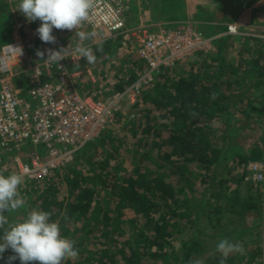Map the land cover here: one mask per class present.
Listing matches in <instances>:
<instances>
[{"label": "trees", "instance_id": "obj_1", "mask_svg": "<svg viewBox=\"0 0 264 264\" xmlns=\"http://www.w3.org/2000/svg\"><path fill=\"white\" fill-rule=\"evenodd\" d=\"M246 4L252 7L253 3L249 0H219V5L223 6L225 20L230 22H234L238 13L249 7L245 6ZM263 7L264 4L254 6L253 18L255 12L258 13ZM7 8L6 4L0 5V11ZM130 25L127 23V26ZM199 29L203 31L201 27ZM226 30L227 28H222L221 31H204L214 35ZM235 37L223 36L215 40L212 44L214 49L206 53L200 63L197 58L204 52L196 54L184 66L161 69L157 73L147 94V99L156 112L146 109L125 116L124 121L131 127L130 130L137 132L135 129L141 128L139 135L149 137L151 143V150L138 152L133 156L131 174L123 171L127 158L125 154H120L119 148L115 146H112L110 151H105L99 160L91 164L89 161L88 168L84 169L83 165L80 167L83 162L88 163L90 152L104 144L101 136L107 129L116 120H122L124 116L119 117L120 110L99 138L85 145L75 154L73 161L61 168H71L63 180L57 179L61 170L59 168L52 171L48 177L36 181H40L43 187L35 189L37 198L29 204L37 206L36 209L51 212L52 221L60 220L63 236L77 241L75 246L79 249V257L75 261L66 260V264H147L144 260L147 255L153 260V264L157 261L163 264H191L193 256L198 257L201 255L199 253L205 250L204 241H208L210 237L237 239L240 235L259 228L260 221L264 219L262 215L257 216V223L249 230H226V226L222 224L225 213L220 207L214 206L213 199L211 200L226 194V187L223 186L226 180H223V177L232 169L243 168L242 176L235 181L237 188L244 181V168L248 162L264 161V135L256 136L257 142H253V145L247 144L244 148L241 142H238V128L235 126L240 119L236 118L235 110L239 109L237 103L242 102L243 94L233 91L235 88L264 91V39L244 36L240 37L239 43L231 46L230 38ZM123 39V35H117L111 40H104L103 52L96 51L99 43L93 45L97 59L117 53V50L123 47ZM234 47L237 48L236 52ZM238 61L246 65L243 74L249 75L252 71L253 75H241L238 76L239 79H235L233 74L240 68L236 64ZM140 63L139 70L147 71L143 60L140 59ZM247 77L251 84L245 81ZM137 78L134 71L129 72L113 87L110 98L125 91ZM240 80L245 81V85L241 84ZM84 90L83 92L91 93L90 89ZM213 92L218 93L216 99L210 98ZM249 103L251 107L253 103ZM250 107L244 111L247 118H252L251 113L257 112L261 121L264 116L263 107L247 113ZM192 112L196 115L192 116ZM155 113H158V116ZM140 114L145 121L156 119L157 124L144 123V119L138 118ZM214 123H220L222 128L215 127ZM161 130L169 131L164 140L159 136ZM222 142L223 148H218ZM145 161L154 165L157 176H153L154 171L146 170L148 163H144ZM193 167L202 172L197 174L190 170ZM172 175L178 177L175 178V183H178L179 188L166 181L165 178L173 177ZM200 177L204 192H194V180ZM206 179L215 183L209 185ZM34 182L29 181L33 185ZM236 188L233 193L240 194L242 190ZM252 189L253 186H248L247 192L252 193ZM102 193L107 198L102 197ZM113 199L116 200L115 207L110 206ZM253 199L249 194L238 199L231 197L233 212L244 215L248 210L257 208ZM181 202L185 205L184 213L181 212ZM239 204L242 208L236 210ZM131 211L135 216L129 221L125 213ZM180 217L190 219L193 226L191 236H184L183 231L185 232L187 226L179 223ZM205 221L211 222L212 228L218 230L213 236H207L203 232ZM127 223V227L131 228L130 238L121 245L117 238L123 234L122 226ZM70 224L72 227L68 229ZM203 228L206 229V226ZM2 234L1 230L0 235ZM255 254L249 253L248 256L242 257L250 263L249 260H254ZM10 255H13L11 249L6 250L0 264H6ZM233 258L228 257L226 261L231 262L230 259ZM12 264H20V261L17 259L12 261ZM258 264H264V260H260Z\"/></svg>", "mask_w": 264, "mask_h": 264}, {"label": "built area", "instance_id": "obj_2", "mask_svg": "<svg viewBox=\"0 0 264 264\" xmlns=\"http://www.w3.org/2000/svg\"><path fill=\"white\" fill-rule=\"evenodd\" d=\"M143 0H97L85 25L88 31L104 30L112 36H130L136 40L137 53L147 65V72L126 92L108 100L78 89L81 73L72 70L64 60L48 63L36 55V42L14 41L0 52V168L5 175L19 173L28 181L42 180L55 169L73 161L85 145L99 138L112 124L130 96L134 101L143 83L161 69L175 68L186 58L209 50L220 37L245 36L237 25H229L221 34L209 35L197 27L157 26L141 23L127 26L130 3ZM155 27V29H154ZM264 39V35L261 36ZM41 51V50H40ZM80 57L72 54L71 63ZM21 69L15 72L16 68ZM32 144L33 151L21 156L23 148ZM59 145L62 148H59ZM43 150L39 151L37 148ZM12 161L7 163V159ZM247 170L255 181L264 180V162H251Z\"/></svg>", "mask_w": 264, "mask_h": 264}, {"label": "rangeland", "instance_id": "obj_3", "mask_svg": "<svg viewBox=\"0 0 264 264\" xmlns=\"http://www.w3.org/2000/svg\"><path fill=\"white\" fill-rule=\"evenodd\" d=\"M170 1L172 0H143L141 2H132L130 3V11L128 13H126L127 18L131 17V16H136V14H138V19L140 18H146L148 20L152 19H159V20H166L167 18H171L172 16L175 15H171L169 13H166V7L168 6V9L171 8V5H173L174 7H176V9H180L182 6L180 4H185V6L191 3H196L199 4L200 6H202L201 8L204 9V13L201 14L202 17L205 18H214L215 14L212 13V10L214 8H216V4L218 6L219 5V0H174L172 1V4L170 3ZM216 3H215V2ZM20 3V0H0V5L1 4H6L8 6L7 9H4L2 11H0V52L2 47L9 45L11 43H13L14 41L17 42H22V43H26L28 41H34L36 42V44L38 45V47L40 48L41 51L46 50V49H53V50H59L61 47L66 48L63 55H64V62L69 66L71 65L72 61H71V56L72 54L76 55L74 49L76 44L78 43H82L84 45H91V47L95 44L101 43L104 40H111L112 38H114L115 36H112V34H109L108 32L104 31V30H99L97 31V37L94 38L91 41H84L81 42L79 41V38L75 35V31H85V32H89V27H87L85 24H83V26L81 28H77L76 30H58V29H53V35L56 37L57 42L55 44H46L44 42H42L38 35L36 34L35 30L40 26L41 21L36 20L34 22H29L28 20H26L25 16L18 11V4ZM215 4V5H214ZM160 5H164L163 9L160 10ZM148 6L150 7V11L148 10ZM215 6V7H214ZM263 9V8H261ZM261 12H258V14L252 18V20H261V18H264L262 15L260 14H264V10H260ZM182 12V11H180ZM180 12H178L180 14V16H182V18L184 17ZM210 12V13H209ZM180 16H176L174 18H176V20L178 19V21L182 20V18H180ZM137 18V17H135ZM151 19V20H152ZM85 23V22H84ZM135 25V24H134ZM133 26V25H132ZM155 32H158L159 30H154ZM209 32V30H207ZM233 41V42H232ZM241 41V38L239 37H235V38H230V45L234 46L237 43H239ZM121 44H123V47L120 48L119 50H117V53H115L112 56H103L99 59L96 60V62L94 64H88L83 58H79L77 63H81V67L83 68V76H81L82 78V84L81 85L83 87V89H85L86 87L92 86L93 88H96L95 92H91L92 94L96 93L97 97L103 100H107L111 97V95H109L111 93V90H113V87L118 83L119 80H123L127 74L129 72L134 71L137 75V80L143 76L144 74H146V70L140 69V56L137 53V43L136 40L133 39L130 36H124L123 41L121 42ZM214 48H211L207 51L204 52L203 55H201L200 57L197 58L198 63H200L204 58H205V54L206 53H210L212 52ZM236 47H234V52H236ZM196 55V54H195ZM194 55V56H195ZM193 56V57H194ZM207 60L210 62V58L209 56L206 57ZM142 60V59H141ZM194 61V60H193ZM188 63V62H187ZM186 63V64H187ZM185 64V65H186ZM238 65L239 70L238 72L233 74V77L235 79H239L241 75H245V76H251L253 75L252 71H250L249 75L247 74H243V71L245 72L246 69V65L244 63L240 64L239 61L236 63ZM22 66H20L19 68L15 69V72H17L18 70L21 69ZM188 68V67H186ZM251 70V67H250ZM157 73L154 74L152 76L151 81H147L146 83H143V86L140 89L139 94L135 95L134 97V101H132V98H130V96H128L127 98L124 99V103L122 105L119 117L124 116L122 118V120H116L113 125L110 126L109 129H107V131L101 136V138L104 139V144L100 147H96L95 150H93L92 152H90L88 154V163L85 161L83 162V164L80 165V167L83 168H88L89 167V161L90 164L99 160L102 156V154L105 151H110L112 146H115L116 148H119V153L120 154H125V157L127 158L126 160V164H124V168L123 171L126 172L127 174H131L132 172L131 167L133 166L132 163V159L133 156H135L138 152H143V151H147V150H151V143L149 141L148 138H146L145 136H141L139 135L140 133V129H135V131L137 132H132L130 130V126L127 125V122H125V116L129 113L134 114V113H140L143 112L144 110H148L151 109L152 112H156L153 108V106L150 104V102L147 99V94L150 92V88H151V84L154 82V79L156 77ZM87 77V78H85ZM85 78V79H84ZM92 79H94V81H92ZM136 80V81H137ZM135 81V82H136ZM241 81V80H240ZM247 83L249 84V78L247 77ZM245 81H241V84L245 85ZM134 82V83H135ZM133 83V84H134ZM246 83V85H247ZM132 84V85H133ZM251 84V83H250ZM131 85V86H132ZM130 86V87H131ZM130 87H128L126 90H128ZM122 91L121 93L126 92ZM85 91V90H84ZM234 92H242L243 96H242V102H238L237 103V108L235 110V116L236 118H239L240 121L236 123L235 128L238 131V142H241V144L243 145L242 148H244V146H246L247 144L249 145H253V142H257V138L256 136L259 135H264V116L262 117L261 121L258 118V114L256 112V114L251 113L252 110L258 111L259 108L263 107L264 109V91H247L245 88H235L233 90ZM120 93V94H121ZM249 101H251L253 104L250 107V103ZM250 107V109H248L247 113H251L252 114V118H247L246 113H244L245 109ZM153 115V114H151ZM156 116H158V113H155ZM154 116V115H153ZM135 118V117H133ZM138 118H140V120H143L144 118L140 115H138ZM137 121H139L138 119H136ZM140 122V121H139ZM149 122L150 124L152 123H156L157 121L156 119H150V120H146L144 119V123ZM159 122V121H158ZM215 127L218 128H222V125L220 123H214ZM261 129V131H260ZM169 131L167 130H161L159 133L160 139H166L168 136ZM158 142L159 141V137H158ZM105 146V147H104ZM263 149H264V141H263ZM218 148H223V142L221 144H219L217 146ZM33 146L31 143H29L28 145H26L23 148V153H19L21 154V156L23 157H27L29 155V153L31 151H33ZM59 148H62L61 145H59ZM39 151H42L43 149L41 147L37 148ZM157 153V151L155 150V154ZM243 154V153H242ZM154 156V155H153ZM12 161L11 158L7 159V163H10ZM264 162V161H263ZM144 163H148L147 165V171H154L153 176H157L158 173L155 172V167L154 165L149 162V161H145ZM143 163V164H144ZM235 163V162H234ZM251 162H248V164ZM141 164V165H143ZM248 164L245 166L244 168V181L242 183L241 186H237L235 185V181H237V179L240 178V176H242L243 173V168H236L232 169L231 172L223 177V180H226V183L223 184L225 188L224 190V194L226 192V194L224 196L221 195V197L217 198H211L214 206L216 207H220L221 209H223L224 213H225V217L222 218V224H224L226 226V230H233V229H243V230H249L251 228H253L255 226V224L257 223V216L258 215H262L264 218V180L263 181H255L252 179V174L248 172L247 167ZM71 169V168H70ZM70 169H61L59 171V176L57 177V179L59 180H63L64 175L70 171ZM190 170H193L194 172H196L197 174H200L202 171H200L197 168H190ZM200 171V172H199ZM246 172V173H245ZM212 173V172H211ZM210 173V174H211ZM157 174V175H156ZM220 174V171H219ZM173 177H166V181L174 183L176 185V187L178 186V183H175V175H172ZM222 177V176H221ZM202 177H200L199 179L194 180L195 183V187H194V192L198 191V193L200 192H204L203 190V184H202ZM209 182V185L214 184L213 181H209V179H206ZM226 184L228 186H226ZM40 186V187H39ZM248 186H253L252 189V193L247 192V187ZM39 187V188H38ZM43 187V185L41 184V182H34V185L29 183V181H27L24 178L23 183L19 186V190L21 192L22 195L25 196L26 198V207L25 209L20 210L17 213L11 214L9 219L10 220H20L23 219L24 216L27 214L28 211H30L33 208H36L37 206H31L29 203L31 202V200H33L34 198H37V193L36 190L41 189ZM228 187V189H227ZM179 188V186H178ZM240 189L242 190V192L240 194H235L233 193L235 190L234 189ZM36 189V190H35ZM218 189H220V184L218 186ZM217 189V190H218ZM197 194V193H195ZM227 194L228 197L226 196ZM250 195V198H254L253 202L254 204H256L257 208H253L252 210H248L247 212L244 213V215L242 214H235L232 210L231 204H232V200H230L231 197H234V199H238L241 196H246V195ZM212 194L210 193L209 196H211ZM102 197H105V195L102 193ZM196 197L199 198L198 195H196ZM107 198V197H105ZM248 198V197H246ZM109 199V198H108ZM180 199V198H179ZM182 197H181V201H182ZM247 202H250L247 200ZM116 200L113 199V201H110V206L111 207H115L116 205ZM182 207H181V212H185V205L181 202ZM240 205V204H239ZM242 207L241 205L238 206L236 208V210H240ZM126 218L130 221L133 220V217L135 216L134 212H126L125 213ZM231 219V220H230ZM194 220V219H193ZM214 220V218H213ZM127 221V222H129ZM189 221V222H188ZM215 221V220H214ZM260 225L259 228L254 230H251L249 232H247L244 235H240L239 237L236 238H229L230 240H232L233 242H240L244 249L245 252L244 254H239V253H233L231 255H229V257H234L233 259H230L231 262L225 261V264H250L255 262V264H258L260 262V260H264V219H262L260 221ZM179 223L186 225L187 229L185 230L184 236L189 237L191 236V232L193 231V226L190 223V219H188L187 217H180L179 219ZM62 225H65V223H62ZM114 225V224H113ZM74 226V225H73ZM115 226V225H114ZM128 223L123 225V234L120 235V237L117 238L118 243L123 245L125 242L128 241V239L130 238L129 235V229L128 227ZM206 226V229H204L203 227ZM72 227V225H68L67 228L70 229ZM220 228V227H218ZM203 232L205 234H207V236H213L214 232L218 231L216 229L212 228V223L210 222H203V226H202ZM221 230V229H220ZM1 231V230H0ZM121 232V231H120ZM81 233V231H80ZM61 235L63 236V232L61 231ZM183 236V235H182ZM181 236V237H182ZM220 239H222V237H220ZM220 239H213L212 237L209 238L208 241H204V251L200 252L198 257L193 256L192 260H191V264H195L196 261H202L203 264H220V259L222 258L221 254L219 252L216 251V245L218 243V241ZM203 242V241H202ZM177 243V242H176ZM178 244V243H177ZM179 245V244H178ZM249 253H256V257L254 258V260H249L250 263H247L248 259L243 258L242 256H248ZM257 253H261L260 255ZM248 258V257H247ZM260 259V260H259ZM145 262H147V264H153V260L150 259V257L147 255V257H145ZM66 261H63L62 264H66ZM155 264H163L160 261H157Z\"/></svg>", "mask_w": 264, "mask_h": 264}, {"label": "clouds", "instance_id": "obj_4", "mask_svg": "<svg viewBox=\"0 0 264 264\" xmlns=\"http://www.w3.org/2000/svg\"><path fill=\"white\" fill-rule=\"evenodd\" d=\"M97 0H20L18 11L26 20L41 21L35 30L39 39L46 44H55L56 37L53 29L76 30L89 20L96 7ZM79 41H91L97 37L95 31H75ZM10 48L22 54V48ZM51 48L46 49L48 63H59L64 60V51ZM75 53L88 64H94L97 56L91 45L78 43ZM97 52H103V43L96 47ZM36 55L44 57L45 52L37 49ZM218 93L210 94L211 99H216ZM192 116L196 113L192 112ZM6 168H0V259L6 250L11 249L13 255L7 257L6 264L19 260L20 264H62L63 261H75L79 257V249L75 246L77 241L61 235L60 220H51L52 213L36 208L27 212L23 219L10 220L11 214L17 213L26 207V198L21 194L19 186L24 181V176L12 172L5 175ZM67 217L65 216V219ZM216 251L222 256L220 264H225L229 255L233 253L244 254L245 249L240 242H233L229 238H222L216 245ZM195 264H203L196 261Z\"/></svg>", "mask_w": 264, "mask_h": 264}, {"label": "crops", "instance_id": "obj_5", "mask_svg": "<svg viewBox=\"0 0 264 264\" xmlns=\"http://www.w3.org/2000/svg\"><path fill=\"white\" fill-rule=\"evenodd\" d=\"M174 1V0H172ZM172 1H170V3L172 4ZM222 1V0H220ZM256 1V2H255ZM249 2L253 3L252 7L249 6L248 4H246L245 6H249L246 7L243 11L238 13V17L234 22H230V21H226L224 18V11H223V6L220 5V7L216 4V8H214L212 10V13L215 14V17L213 18H205L202 17L201 14H203L205 11L203 8H201L202 6H200L199 4L196 3H191V4H187L185 6V4H180L182 7L180 9H176V7H174L173 5H171V8L168 9V6L166 7V13H169L171 15H175L172 16L171 18H167L166 20H159V19H146V18H140L138 19V14H136L135 19L130 20V24L131 27H139L141 23H146V24H151L154 25L156 27V29L158 28L157 26H162V25H171V26H176V27H187V26H191V27H197V28H202L203 31L205 30L206 32H208L207 30H215V31H221L222 28H227L229 25H237V27L241 30L240 32L243 34H247L245 36H253V37H261L263 35V30H264V18H261V20H252L253 18V12L252 9L254 8V6L256 5H262L264 4V0H249ZM215 5V4H214ZM164 5H160V10L163 9ZM215 7V6H214ZM148 10L150 11V7L148 6ZM262 11L264 10L261 9ZM182 11V12H180ZM180 12L184 17L182 18V16H180V14L178 13ZM255 12V11H254ZM261 12V11H259ZM210 13V12H209ZM222 13V14H221ZM258 13L255 12V16ZM264 17V14H260ZM176 16H180V18H182V20L178 21V19L176 20ZM176 17V18H174ZM135 24V25H134ZM133 25V26H132ZM154 27V29H155ZM261 31V34H260ZM216 34H221V33H216ZM214 34V35H216ZM237 37H244L243 35L241 36H237ZM192 58V57H191ZM191 58H186L184 59L182 62H180V64H178V66L180 65H185L187 62L191 61ZM194 59V58H193ZM81 63H75V64H71L69 65L71 67L72 70H76L79 71L81 73V75L79 76L78 79V89L81 90V92L84 91L83 87L81 85H83L82 83V78L81 76H83L84 72H83V68L80 66ZM87 78V77H85ZM84 78V79H85ZM92 81H94V79H92ZM84 86V85H83ZM85 87V86H84ZM87 89H90L91 92H95L96 88L92 89V86L86 87ZM86 93V92H83ZM88 94V93H87ZM92 94V93H90ZM94 94V93H93ZM96 95V93H95ZM97 97V95H96ZM98 98V97H97ZM110 99V98H109ZM108 100V99H107Z\"/></svg>", "mask_w": 264, "mask_h": 264}]
</instances>
